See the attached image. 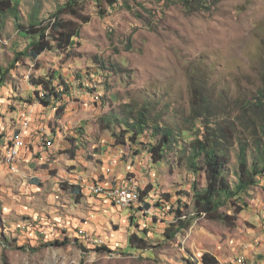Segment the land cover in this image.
Listing matches in <instances>:
<instances>
[{"label":"rangeland","instance_id":"374dc122","mask_svg":"<svg viewBox=\"0 0 264 264\" xmlns=\"http://www.w3.org/2000/svg\"><path fill=\"white\" fill-rule=\"evenodd\" d=\"M65 1L22 0V23L28 26L36 10L39 20H49ZM83 5L87 22L64 15L81 25L78 44L63 52L46 50L37 63L22 56L0 85V264H201L205 252L221 264H244L243 255L264 264L253 260L264 258V178L220 208L227 221L197 217L192 185L204 187L206 176L202 169L194 173L189 161L196 129L199 138L211 137L213 130L227 136L231 168L238 165L241 142L250 150L260 135L264 0H193L190 6L183 0H120L114 6L88 0ZM4 16L0 67L29 42L13 16ZM33 78L53 82L65 93L44 105L35 94L43 85L33 84ZM143 104L152 123L162 128L173 123L180 134L181 147L167 150L157 164L148 145L133 143L129 135L122 144L114 135L125 129L116 117L124 121L129 110ZM196 105L201 116L194 121ZM152 132L148 128L140 142L157 143L161 134L152 137ZM20 140L18 157L10 156ZM120 147L126 151L121 160ZM108 162L107 174L121 176L117 186L125 182L148 190L150 208L142 202L123 206L97 183ZM131 172L137 179L119 182ZM227 177L236 178L232 171ZM68 179L80 182L85 196L66 188ZM157 200L165 205L156 207ZM183 203L190 207L183 208L185 222L179 225L174 212ZM172 229L175 235L168 236ZM133 232L152 247H130ZM65 237L66 244H54ZM101 245L108 250L99 251Z\"/></svg>","mask_w":264,"mask_h":264},{"label":"trees","instance_id":"16d2710c","mask_svg":"<svg viewBox=\"0 0 264 264\" xmlns=\"http://www.w3.org/2000/svg\"><path fill=\"white\" fill-rule=\"evenodd\" d=\"M22 0H0V44L3 41V28L5 25L4 16L7 12L13 16V23L15 24L17 31L24 33L23 35L29 39L28 44L22 52H16L14 58L5 67H0V85L4 83L5 75L10 72V69L15 67L16 63L21 59L22 56L30 58L32 61L37 63L39 56L46 50H51L55 48L60 49V51H66L71 49L74 44H78V39L80 37L81 25L73 20L68 19L64 15H72L79 20L84 22L88 21V16H84L82 11L84 9V2L88 0H66L63 3H59L56 10L50 14L49 20H39V11H35L30 15V20L28 26L22 23V17L19 12V7ZM99 3H106L109 6H114L120 0H93ZM185 6H190L193 0H183ZM130 48V47H129ZM115 68L116 65H113ZM105 67V63L102 66ZM83 76L78 75V78ZM33 84L37 86L43 85L41 93L35 91L38 100L42 101L44 105L50 103L49 97L54 96L59 98L61 92L60 88L54 86L53 82H48L44 79L33 78ZM63 86L68 90V85L61 78ZM49 91V93H46ZM66 91V90H65ZM258 100L261 108L264 100V84L258 92ZM112 99V97H111ZM104 100V98H103ZM200 107L194 106L191 111V119L197 120L201 113L199 112ZM64 108L61 107L58 111V116H61V111ZM152 112L147 108V105L143 104L139 109L129 110L125 115V120L121 121L116 117L115 122H118L121 126L125 125V129L120 134H114L118 137L120 143L125 144L123 137L129 135V139L133 143H140L141 145L146 144V150L150 153L152 158V163L157 164L165 158V153L167 150H171L175 145L181 147L178 144V139L180 134L176 132L173 128V123L168 124L165 127H160L159 123H152L155 120L151 117ZM159 117L158 113L154 115ZM108 123H112L109 121ZM206 123V122H204ZM206 128L209 127L207 123ZM148 128H152V137H157L161 134V138L157 143H143L140 142L141 137L145 134ZM195 139L191 144L192 150L190 155V168L194 173H199L202 169L206 176V185L202 188H198V182L193 183V209L195 216L201 217L202 214L208 215L212 219H220L227 221L228 215L220 211V208L229 200L242 195L247 192L251 186L256 185L260 180L264 178V123L259 127V137L254 140L253 148L249 150L247 142H241L238 149L237 161L238 165L234 168L229 166L230 163V148H226L227 136L218 130H213L210 133L211 137L204 136L199 138L200 130H195ZM13 134V133H12ZM12 136V135H11ZM10 139V138H9ZM75 139V138H74ZM53 140V139H52ZM25 141V140H24ZM12 141L9 142V146ZM7 145V143H6ZM5 145V147H6ZM27 147V144H26ZM47 149V148H46ZM45 149V150H46ZM27 150H25L26 152ZM40 154V153H39ZM199 159H201L199 161ZM202 165H201V163ZM232 171L235 173V180H228V173ZM66 183V188L69 185L78 196L83 193L82 187L78 184ZM68 183V184H67ZM118 185V184H117ZM117 185H113L116 187ZM148 190H141L140 201L143 202L144 208H150V202L146 201L145 198L148 194ZM165 198V197H164ZM165 201L157 200L154 204L156 207L164 206ZM135 205L132 204L130 208H134ZM139 207V206H137ZM189 208L188 204L183 203L180 207L175 210V217L179 225H183L185 221L183 208ZM182 208V210H181ZM189 215L188 218H191ZM133 216L131 220H133ZM176 233L175 229L170 230L167 233L168 236H174ZM79 241L78 239H76ZM69 238L65 237L64 240H55L54 244L61 246L66 244ZM82 246V242H78ZM127 243L130 247L135 249L147 250L152 246L148 244L144 237L139 236L137 233L133 232L128 235ZM108 245H101L98 247L99 251L108 250ZM240 256H238L239 258ZM243 257L244 264H256L251 263L245 256ZM257 262V260H254ZM201 264H221L219 259L209 252L202 254L198 260Z\"/></svg>","mask_w":264,"mask_h":264},{"label":"bare ground","instance_id":"6f19581e","mask_svg":"<svg viewBox=\"0 0 264 264\" xmlns=\"http://www.w3.org/2000/svg\"><path fill=\"white\" fill-rule=\"evenodd\" d=\"M21 145V140L20 141H17L14 145H13V148L12 150H16V147H19ZM20 148V147H19ZM18 148V149H19ZM49 148V147H48ZM17 155V152L16 151H11L10 153V156H16ZM119 159V158H118ZM118 161V160H117ZM116 164V163H115ZM110 165V162H108L106 165H105V168L108 167ZM114 167V164L112 166V168ZM105 168H104V173L105 172ZM110 173V172H109ZM107 174V173H106ZM131 178V177H130ZM130 178H127V180H129ZM123 180H126V179H122ZM108 189V188H106ZM120 192H127V196H128V199L124 200V199H121L119 196H116L118 195V193ZM109 193L114 197V199L116 200L117 203L123 205V206H128V205H132L134 203H136L138 200H139V197H140V191H139V188L137 186H134V185H130V184H125V182H123V184H121L120 186H117V187H114L112 188ZM114 204V203H113Z\"/></svg>","mask_w":264,"mask_h":264},{"label":"crops","instance_id":"0c3cea01","mask_svg":"<svg viewBox=\"0 0 264 264\" xmlns=\"http://www.w3.org/2000/svg\"><path fill=\"white\" fill-rule=\"evenodd\" d=\"M26 130L27 129H24V133H22V136L24 137V134H26L25 132H26ZM39 149V148H38ZM106 168H108V167H106ZM105 168V172L106 173H109L110 171H108L107 169ZM114 172V171H113ZM113 172L111 173V174H106V173H104V169L102 168V177L105 179V177H107V181H105V182H103V180L104 179H100L99 178V180H97V179H95V180H97V182L99 183V184H101V185H103V186H113V185H117L118 184V180L120 179L119 177H121V176H118V175H120V174H118L115 178H111V175L113 174ZM100 177V176H99ZM103 188V187H102ZM104 189V188H103ZM110 189L111 188H108V193H109V191H110ZM82 191H85V190H82ZM100 192V190H94V192ZM104 191H105V189H104ZM83 196H85L84 195V193H81ZM136 204H138V203H135L134 205L136 206ZM142 205H143V202H142ZM135 208V207H134ZM129 209V208H128ZM132 209V208H131ZM132 217V216H131ZM90 231V230H89ZM75 235H76V233H75ZM126 246H127V243H126Z\"/></svg>","mask_w":264,"mask_h":264},{"label":"clouds","instance_id":"9594fccd","mask_svg":"<svg viewBox=\"0 0 264 264\" xmlns=\"http://www.w3.org/2000/svg\"><path fill=\"white\" fill-rule=\"evenodd\" d=\"M53 139V138H52ZM54 140H52V142H53ZM39 148V147H38ZM118 153L120 154V160H121V158L126 154V151H125V149L123 148V147H120L119 149H118ZM151 162H152V158H151ZM2 163L3 164H5V165H7L4 161H2ZM105 165L106 164H104V166H103V169L105 168ZM8 166V165H7ZM113 172V171H112ZM130 177H135L136 179H137V176L134 174V172H131V176ZM130 177H123V178H121V180L119 181V182H121L122 181V179H124V178H130ZM68 181V183L69 184H76V185H80V182H78V181H75V179L73 180V181H70L69 179L67 180ZM97 181V180H96ZM96 181H94V182H96ZM77 182V183H76ZM98 183V182H97ZM139 183V182H138ZM81 186V185H80ZM82 187V186H81ZM105 188H114V186H108V187H105ZM82 190H85V192L87 191L85 188H82ZM141 190H142V188L140 187V184H139V191H140V196H141ZM147 197V196H146ZM139 199H140V197H139ZM137 202H141L140 200H138ZM136 202V203H137ZM135 204V203H134ZM76 232H78V230H76ZM77 239H78V236H75ZM80 241V240H79ZM83 244V243H82ZM95 248V247H94ZM242 256V255H241ZM244 256V255H243ZM246 257V256H245ZM247 258V257H246ZM248 259V258H247ZM249 260V259H248ZM253 260H257V261H259V260H264V258L263 257H260V258H257V257H255Z\"/></svg>","mask_w":264,"mask_h":264},{"label":"built area","instance_id":"2783aa9c","mask_svg":"<svg viewBox=\"0 0 264 264\" xmlns=\"http://www.w3.org/2000/svg\"><path fill=\"white\" fill-rule=\"evenodd\" d=\"M19 147H16V150H10V151H16L17 152V157H18V148ZM5 159H7V157ZM121 182H123V181H121ZM116 196H119L121 199H124V200L128 199L127 192H120Z\"/></svg>","mask_w":264,"mask_h":264}]
</instances>
